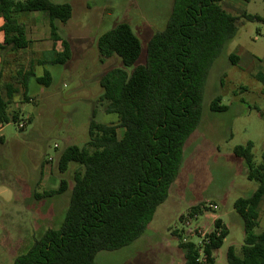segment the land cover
<instances>
[{
    "label": "rangeland",
    "instance_id": "obj_1",
    "mask_svg": "<svg viewBox=\"0 0 264 264\" xmlns=\"http://www.w3.org/2000/svg\"><path fill=\"white\" fill-rule=\"evenodd\" d=\"M53 1L73 7L71 20L58 23L60 35L72 43L71 59L65 65H54L49 62L52 52L45 50L44 55L37 51L45 48L48 20L43 14L37 18L24 15L21 20L27 25L32 45L8 57L2 79L3 83L19 87L11 110H20L23 120L0 130V264H14L15 258L31 248L47 229H58L63 224L74 186L73 174L80 166L72 163L66 173H61L59 157L68 146L87 144L93 110H97L99 123L118 122L117 115L107 114L98 98L102 94L101 77L121 67L122 60L118 56L102 60L99 37L121 23H128L142 44L137 64L144 63L149 40L166 28L175 2ZM221 5L238 18V31L211 68L202 121L187 143L170 196L158 208L141 238L123 249L100 252L96 264H186L181 243L199 244L214 230L217 219L222 220L229 235L214 253L215 264H227L230 246L241 254L245 233L235 202L251 196L258 184L247 178L245 162L234 156V149L253 142L255 163L264 164V85L255 77L264 72V21H249L242 15L264 20V0H225ZM233 54L239 59L237 64L232 63ZM19 70H32L36 76L48 70L52 84L40 86L32 79L31 101L26 103L23 87L15 82ZM219 95L228 107L225 112L210 108ZM122 135L120 129L119 137ZM63 178L69 183L65 193L36 198V194L57 190ZM35 205L46 207L45 213L51 220L37 221L35 211L31 210ZM195 205H203L202 214L191 218L190 209ZM262 231L264 201L256 229L257 233ZM20 232L25 237L22 242Z\"/></svg>",
    "mask_w": 264,
    "mask_h": 264
},
{
    "label": "trees",
    "instance_id": "obj_2",
    "mask_svg": "<svg viewBox=\"0 0 264 264\" xmlns=\"http://www.w3.org/2000/svg\"><path fill=\"white\" fill-rule=\"evenodd\" d=\"M225 0H175L166 28L149 40L145 62L137 64L142 44L128 23L103 33L98 40L102 60L118 56L122 66L100 79L98 103L118 122L96 121L92 112L89 139L84 147L68 146L60 155L58 169L74 171L72 194L63 224L49 228L14 264H96L103 251L130 246L147 231L158 208L167 201L184 159L185 146L202 121L206 83L215 61L236 36L238 18L221 5ZM250 1V0H246ZM33 12L49 19L54 49L50 63L65 65L72 57L71 41L60 35L58 23L73 16L70 3L53 0H0L5 41L0 44V129L23 120L21 111L11 110L20 92L14 83H3L8 57L31 47L27 25L21 20ZM249 21H264L243 13ZM62 46L59 51L58 47ZM233 64L238 57L231 55ZM264 85V72L255 76ZM50 87L52 76L19 70L15 79L29 103L30 83ZM264 93V89H263ZM210 108L225 112L219 95ZM32 121V118H29ZM123 130L119 137V130ZM253 142L237 146L234 155L246 165V175L258 186L249 197L235 202L243 221L245 243L238 254L227 252V264H264V231L257 233L264 201V164H256ZM69 188L63 178L57 190L36 194L37 199L55 197ZM203 205L190 209V217L202 214ZM229 235L221 219L199 244L181 243L186 264H215L214 253Z\"/></svg>",
    "mask_w": 264,
    "mask_h": 264
},
{
    "label": "crops",
    "instance_id": "obj_3",
    "mask_svg": "<svg viewBox=\"0 0 264 264\" xmlns=\"http://www.w3.org/2000/svg\"><path fill=\"white\" fill-rule=\"evenodd\" d=\"M39 14H41V13H38V12H33V13H31V14H29L28 16H31V17H33V18H37V16L39 15ZM47 18V17H46ZM47 20H48V23H49V34L47 35V38L45 39V48H37L36 49V43H34V45H35V49L37 50V51H41L42 52V54H46V53H44L45 52V50L49 53V52H52L53 51V49H54V43H53V41H52V37H51V32H50V22H49V19L47 18ZM3 25H4V20H3V18L0 16V44H3L4 43V41H5V33H4V31H3V29H2V27H3ZM33 42V41H32ZM44 44V43H43ZM0 65H1V56H0ZM1 130V129H0ZM193 136V135H192ZM192 136H191V138H192ZM190 138V139H191ZM189 139V140H190ZM189 140H188V142H189ZM187 142V143H188ZM186 146H187V144H186ZM186 146H185V149H186ZM235 156V155H234ZM236 157V156H235ZM237 158V157H236ZM242 160V159H241ZM33 207H35V208H31V210L35 213V216H36V220L37 221H46V220H51L50 219V217H49V215H47L45 212L46 211H48V210H45L46 209V207H41V206H37L36 207V205L35 206H33ZM45 210V211H44ZM21 232L19 233V237H20V239H19V242H22L23 241V239L25 238L24 236H22L21 237ZM28 251V250H27ZM26 251V252H27ZM16 259V258H15Z\"/></svg>",
    "mask_w": 264,
    "mask_h": 264
},
{
    "label": "built area",
    "instance_id": "obj_4",
    "mask_svg": "<svg viewBox=\"0 0 264 264\" xmlns=\"http://www.w3.org/2000/svg\"><path fill=\"white\" fill-rule=\"evenodd\" d=\"M20 127H23V124H22ZM51 160H52V159H51Z\"/></svg>",
    "mask_w": 264,
    "mask_h": 264
}]
</instances>
